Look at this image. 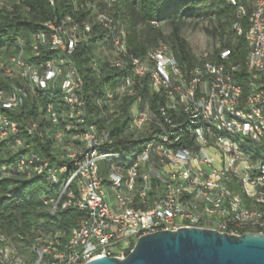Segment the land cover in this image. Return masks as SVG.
<instances>
[{
    "label": "bare ground",
    "instance_id": "bare-ground-1",
    "mask_svg": "<svg viewBox=\"0 0 264 264\" xmlns=\"http://www.w3.org/2000/svg\"><path fill=\"white\" fill-rule=\"evenodd\" d=\"M223 1L235 10L237 19L232 27L238 36H244L248 48L241 81L234 78V72L241 71L240 65L237 64L225 65L222 62L216 63L205 59L200 65L184 71L173 58L170 47L161 42L162 44L147 54L148 70L156 73V80L159 82V85H155V92L164 93V96L161 94L163 99L157 98L153 107L150 106L152 103L143 99L142 91L145 87L148 89V84H145V71H139L137 65V60H146V55L133 54L126 44L124 30L117 26L113 17L107 13L108 11H99L93 7L95 13L93 19L112 34L111 47L108 52L110 64L118 69H127V73L117 88L119 96L133 99L129 104L130 118L127 121L126 132L132 134L133 139L141 138L148 132H166L167 141L180 142V148L188 150L183 151L184 159H191V154H195L196 164L187 161L170 163L173 162L172 154L164 150H154L159 144L158 135L144 137L141 151L125 167L110 163L113 158L120 156L117 152L109 150L110 145L92 147L90 151L91 132L93 135L108 133L110 140H113L112 135L110 136L105 129H97L94 123H89V128L84 119L79 98L71 97V92L65 90V85H58L59 73H61V79L77 77V73L79 75L80 73L63 45L56 44V39H58L56 24L46 22L44 26L49 32L36 33L31 42L34 51L38 50L40 44H46L57 54L55 58L46 59L49 61V71H56L48 75V81H43L47 79V71H40V76L33 75L34 65L26 62L21 52L12 55H18V62L24 65L26 75H31V78L22 73V67L19 65L6 63L5 60L9 56L0 61V70L3 68L4 75H19L25 80V86L30 89V93L58 85L67 110L59 113L48 104L45 108L52 124L57 125L62 119L82 125L81 130L75 129L77 132L72 133L71 143L60 144V158H68L71 161L68 167L52 165L55 169H62L57 171L56 175L52 168L47 167L46 159L40 158L33 152H29L27 157L22 156L17 161V170L32 168L38 174L44 173L50 181H61L57 195L44 201L45 204H52L51 214L57 208H73L83 214L60 248H52L48 244L40 245L37 249L38 257L32 264H76V248L85 246V239H83L85 226H88V222H95V210L88 209V202H85L84 184L89 170L92 176H96L98 199L103 200L105 212L112 220L153 215L160 205V194L155 192L157 183L161 184V193H164L163 202L175 204L177 211L184 215L185 225H196L197 228L212 229L234 235L246 232L264 234V182L263 188H252L246 176L242 175V170L234 164L232 153L233 151L244 158L264 164V158L258 154V151H264V82L258 81V78H264V71L250 69L251 49L259 46V26L264 21V12H260L259 6L262 0H255V2L253 0ZM49 2L53 4L54 0H49ZM242 20L246 23L245 29L241 26ZM66 21L67 23L72 22V19L67 18ZM58 25L64 33V39L74 41L73 51L80 39L79 34L76 33V24L69 29L63 24ZM83 27V30L88 32L89 25L84 24ZM261 35L264 36V26H261ZM156 53L164 54V63L160 62V56ZM228 53L227 49H222L219 54L225 58ZM206 55L204 53L203 57H207ZM43 62L35 66H43ZM196 69L199 76V92L203 98V106H208V112H203L199 103L191 99V93L186 91V87H191V80L187 76H194ZM80 84L84 87L81 75ZM228 87H232L238 93L237 101L227 103ZM29 91L17 85L13 86L9 93L0 90V107L10 109V111L18 109L20 104L21 106L24 104ZM171 91L179 93H170ZM216 93H218L217 96ZM112 96V92L107 94L109 99ZM82 103L87 115L83 95ZM70 122L66 123L65 130L76 128ZM236 126L250 130V132L242 133ZM17 131V121L8 115L1 114L0 111V139L9 134L15 135ZM28 132L41 136L35 123L30 125ZM63 135L64 131L57 130L53 136L55 139H62ZM22 141L18 137L16 142L14 140L17 146L22 145ZM57 141L60 143L62 140ZM73 141H77L76 147L73 146ZM145 151L147 152L144 155ZM89 154L90 161L86 162L83 159ZM211 154L215 155L217 167L216 172H212V180L216 181V187L206 185V182H198L200 193H197L196 181L191 176H195L196 167H198L199 176L203 179H210L205 155ZM102 162H109V170L105 177H102L99 172V165ZM130 167H132V172ZM103 184L111 186L114 190L112 196L116 199V203L112 207L108 205V199L102 189ZM65 188L69 192H66ZM218 190L229 191L234 193V196L223 194ZM157 230L162 229H155ZM101 257L112 256L101 255ZM0 264H24L19 262L15 249L2 234H0Z\"/></svg>",
    "mask_w": 264,
    "mask_h": 264
},
{
    "label": "trees",
    "instance_id": "trees-1",
    "mask_svg": "<svg viewBox=\"0 0 264 264\" xmlns=\"http://www.w3.org/2000/svg\"><path fill=\"white\" fill-rule=\"evenodd\" d=\"M1 3L0 61L18 52H21L26 62L32 64L55 58L57 54L46 44L39 45V52L34 51L31 47L33 36L38 32L48 33L44 24L49 21L55 20L67 29L76 24V33L80 39L70 59L83 78L87 121L94 123L97 129H105L112 135L111 138L115 142L113 141L109 150L117 152L120 156L113 158L110 163L119 166H128L133 161L134 156L141 151L143 138L133 139L132 134L125 130L130 118L129 104L133 99L119 96L117 88L127 69H118L110 64L108 52L112 34L93 19V7L99 11H108L117 26L124 30L126 44L136 56H145L163 43L170 47L173 58L184 71L208 59L225 65H240L241 71L234 72V78L239 81L242 79L248 48L244 36H238L232 27L237 19L235 10L223 0H54L53 4L49 0H2ZM67 18H71L72 22L67 23ZM187 20L214 22L211 28L205 27V31L218 38L219 46L210 53L206 52L207 57H203V54L194 56L190 51L181 33ZM84 24L89 25L88 32L83 30ZM163 26L169 27L166 34L163 32ZM241 26L245 29L244 20L241 21ZM222 49L229 51L228 58L220 56ZM2 69L0 90L9 93L15 85L30 90L19 75H4ZM35 92L29 91L24 104L18 109L7 111L0 107L1 113L5 112L15 119L18 126L15 135L9 134L0 139V234L8 239L24 264H32L35 261L38 257L37 249L42 244L60 248L83 215L81 211L73 208H57L51 214L52 204H45L44 201L57 195L61 181H50L44 173L38 174L32 168L17 170L19 158L27 157L31 152L47 159L50 166L56 164L55 167H68L71 160L60 158V144L71 143L72 133L82 127L81 124L71 121L76 128L65 130L66 123L70 121L60 119L57 125L50 122L45 108L48 104L59 113L67 110L57 87ZM111 92L113 96L109 99L107 94ZM161 94L164 96L163 92ZM161 94L159 97L146 87L142 91L143 99L152 103V107L157 98L163 99ZM32 123L37 125L41 136L28 132ZM57 130L64 131L62 139H55L53 136ZM17 137L23 140V146H17ZM57 140L63 142L59 143ZM73 142L76 147L77 141ZM108 163L102 162L99 165L102 177L107 175Z\"/></svg>",
    "mask_w": 264,
    "mask_h": 264
},
{
    "label": "built area",
    "instance_id": "built-area-1",
    "mask_svg": "<svg viewBox=\"0 0 264 264\" xmlns=\"http://www.w3.org/2000/svg\"><path fill=\"white\" fill-rule=\"evenodd\" d=\"M253 2H255V0H253ZM259 6L260 12H264V0H262V2H259ZM47 24H56V29H58V39H56V44L63 45V47L68 52V56H71L74 41H72V39H64V33L59 29V25L55 22V20L49 21L47 22ZM261 26H264V21L261 22L259 26V46L258 48L251 49L252 63L250 65V69H258V71H264V36L261 35ZM156 54L160 56V62L164 63V54ZM5 62L9 65H19L20 67H22V73L26 75V69H24V65H21L18 62V55H10L9 58L5 60ZM32 65H34L33 75L40 76V71H47V79H43V81H48V75H50L51 73H56V71H49V61L47 60L43 62V66H35V64ZM137 65L139 71H145V84H148V89L151 92L157 93L158 95L161 94V92H155V85H159V82H157L156 80V73H151L148 70L147 54L146 60H137ZM26 76L31 78V75ZM187 77L191 80V87H186V91H189V93H191V99L199 103V106H201L203 112H208V106H203V98L201 97V93L199 92V76L197 69L194 76ZM258 81L264 82V78H258ZM58 85H65V90L71 92V97L79 98V101H81L84 119L86 120L89 127L87 115L84 112V106L82 103L83 87L80 84V75L77 73V77H71L70 79H61V73H59ZM15 89L19 90L18 88ZM170 93L179 92L171 91ZM227 93V103H230V101L238 100V93L234 91L232 87H228ZM217 94L218 93H216V96ZM252 94L256 95L254 93ZM19 106H21V104ZM7 111H10V109ZM1 114L7 115V113L5 112H2ZM233 126L235 125L233 124ZM236 127L239 128L242 133L250 132V130H244V128L242 127ZM166 128L169 127L166 126ZM148 135L159 136V144L155 147L154 150H164V152L172 154L173 162L170 163L187 161L188 163L196 164L195 154H191V159H184L183 151L188 150L180 148V142L167 141L166 132H148L147 134L142 135L141 138H144ZM252 137L254 136L252 135ZM112 143L113 140L108 139V133L103 132L102 135H93L91 132L90 151L92 147L107 146L111 145ZM147 151L144 152V155ZM232 153L234 154V164L239 167L240 170H242V175L246 176V179L250 182V186L252 188H263L264 164H260L258 163V161L249 158H244L242 155H237L233 151ZM83 160H85L86 162L90 161V154L84 157ZM205 160L206 165L210 171V179H203L202 177H200L198 167H196L195 176H191V178L196 181L197 193H200V190H198V182H206V185L216 187V181L212 180V172H216L217 170V167L215 165V155H205ZM46 161L47 167L52 168V170L55 171V175L57 171L62 170L55 169L53 166H50V162L47 159ZM130 168L132 172V167ZM153 176L155 177V174H153ZM65 191L69 192V190L66 188ZM84 191L85 202H88V209L95 210V222H88V226H85V233H83L85 246H79L78 248H76V264H84L87 261L93 260L97 257H101V255H110L116 258H124L131 251L138 237L147 233L155 232V229L176 230L180 227H196V225H185L184 215H181V213L177 211L175 204L163 202L164 193H161V184L156 183L155 191L156 194H160V205L158 207V210L150 216H143L141 218L128 217V219L126 220H112L110 218V215L105 212L103 200L98 199V191L96 189V176H92L90 170L89 174L86 176ZM218 192L234 196V193H230L229 191L218 190Z\"/></svg>",
    "mask_w": 264,
    "mask_h": 264
},
{
    "label": "water",
    "instance_id": "water-1",
    "mask_svg": "<svg viewBox=\"0 0 264 264\" xmlns=\"http://www.w3.org/2000/svg\"><path fill=\"white\" fill-rule=\"evenodd\" d=\"M84 264H264V234L197 227L157 230L138 237L124 258L101 257Z\"/></svg>",
    "mask_w": 264,
    "mask_h": 264
},
{
    "label": "rangeland",
    "instance_id": "rangeland-1",
    "mask_svg": "<svg viewBox=\"0 0 264 264\" xmlns=\"http://www.w3.org/2000/svg\"><path fill=\"white\" fill-rule=\"evenodd\" d=\"M2 0H0V5H2ZM214 25L208 21H193L187 20L181 29V33L186 39L190 51L194 56H201L204 53H210L214 51L219 46V40L217 37L212 36L208 32L205 31V27L211 28ZM169 30L168 26H163V32L166 34ZM30 108V106H29ZM260 157L264 158V151H258ZM102 189L106 194V198L108 199L109 207H112L116 203V199L113 198L112 194L114 190L111 186H107L105 184L102 185ZM15 249V248H14ZM16 252V250H15ZM17 255V252H16ZM19 262H21L22 258H19L17 255ZM22 263V262H21Z\"/></svg>",
    "mask_w": 264,
    "mask_h": 264
}]
</instances>
